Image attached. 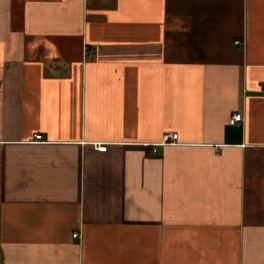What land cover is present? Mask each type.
Returning a JSON list of instances; mask_svg holds the SVG:
<instances>
[{
    "label": "crops",
    "instance_id": "crops-1",
    "mask_svg": "<svg viewBox=\"0 0 264 264\" xmlns=\"http://www.w3.org/2000/svg\"><path fill=\"white\" fill-rule=\"evenodd\" d=\"M263 90L264 0H0V264H264Z\"/></svg>",
    "mask_w": 264,
    "mask_h": 264
},
{
    "label": "built area",
    "instance_id": "built-area-1",
    "mask_svg": "<svg viewBox=\"0 0 264 264\" xmlns=\"http://www.w3.org/2000/svg\"><path fill=\"white\" fill-rule=\"evenodd\" d=\"M235 43H241L240 41H235ZM263 94H264V90H263ZM244 120V116L242 112H235L233 114H231L230 118H229V124H237L239 122H242ZM36 138H39V135L35 136ZM177 139V133L176 132H169V133H165L163 135L162 138V143L164 142H174ZM95 149L98 151H105L107 148V145L104 143H95L94 144ZM79 234L78 232L73 233V237H78Z\"/></svg>",
    "mask_w": 264,
    "mask_h": 264
}]
</instances>
